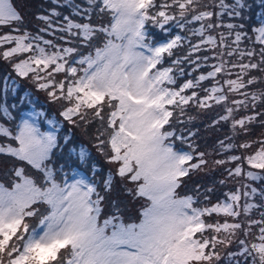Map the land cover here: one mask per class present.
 I'll list each match as a JSON object with an SVG mask.
<instances>
[{
    "label": "snow or ice",
    "instance_id": "1",
    "mask_svg": "<svg viewBox=\"0 0 264 264\" xmlns=\"http://www.w3.org/2000/svg\"><path fill=\"white\" fill-rule=\"evenodd\" d=\"M35 19L33 32L0 0V61L61 119L29 92L13 115L18 85L0 79V264H264V11L247 0H50ZM189 108L228 130L208 187L185 182L211 155L177 129ZM65 122L93 129L102 176L86 146L68 147L71 130L59 135ZM117 177L141 201L127 222L115 200L104 215Z\"/></svg>",
    "mask_w": 264,
    "mask_h": 264
},
{
    "label": "rangeland",
    "instance_id": "2",
    "mask_svg": "<svg viewBox=\"0 0 264 264\" xmlns=\"http://www.w3.org/2000/svg\"><path fill=\"white\" fill-rule=\"evenodd\" d=\"M247 2L250 5H252V11L256 10L257 8L255 7L259 6V0H247ZM14 3L19 8L21 7V10L19 11L24 17L23 27H26L29 30L35 32L37 28L41 26L42 22L37 21L35 19L36 14L33 16V10H32L33 6L32 7L28 6V0H14ZM43 3H44V8L42 9L44 10L50 6V0H44ZM151 31L155 35L160 34L155 29H152ZM175 31H178V29ZM186 68L187 66H185V69ZM8 74H11L12 78L16 80V83L18 85L17 95L13 97L11 93H9L8 103L9 104L17 103L18 109L19 110L21 109L19 114L24 113L29 109V105L27 103L24 104L25 106H27L25 107V109H22V107L19 106V97L21 95H24L25 92H29L31 94V98L34 101L36 109H43L44 111H46L49 118H55L57 120L61 119L58 114L57 105L49 104L46 100L44 93L37 92L35 88L26 79H21L17 77L15 73L11 71V68L7 63L0 61V79H2L5 75ZM18 109L13 112V115L15 114V112L18 111ZM187 116L194 117V119L190 123H186L184 125H178L177 126L178 131L180 128L185 129L184 135H187L188 131L195 132L196 135L192 139L193 142L198 146V150L204 151L206 153H211V155L206 156V159H208L209 161L208 167L202 172L192 173L190 177L185 178V182L189 189L194 188L197 184L201 185L202 187H208L210 185H213L216 181H218L221 178V170L219 169L212 170V161L216 158H219L213 152V148L216 145L217 140L224 138V136L226 135L225 133L227 131L221 130L223 127L213 128L210 126L212 120L215 117L214 111L199 112L194 108H189L187 112ZM0 123H5L6 126H9L7 125V122L4 119H0ZM69 130H71L70 134L72 136V141L68 147H71L72 145H81V144L86 146L91 151L93 159L104 170L102 173H100V175L102 176L104 172H107L110 166L104 162L103 158L96 152L95 148L92 147L93 141L91 137H92L93 129L89 128L87 131H84L83 126H81V128H72L70 125H68L65 122L59 135L63 137L65 134H69ZM260 131L261 130L259 128L255 129L254 135L258 134ZM177 146L178 147L180 146L179 142H177ZM67 153H68V149L65 148L63 155L60 157L61 162H63L68 158ZM2 159L3 158H0V160ZM83 171H87V169H83ZM128 186L131 187V185ZM113 200L117 202L119 209L124 210L125 212L130 211L131 201L134 200L131 196L125 193L124 187L122 186V182L120 181L119 177L116 178L112 191L106 194L105 205L109 206V204H111V201ZM139 202L141 203V201ZM140 203L135 208L138 212H139ZM229 250L236 251L237 249L236 246L234 245ZM221 264H225V262L222 261Z\"/></svg>",
    "mask_w": 264,
    "mask_h": 264
},
{
    "label": "trees",
    "instance_id": "3",
    "mask_svg": "<svg viewBox=\"0 0 264 264\" xmlns=\"http://www.w3.org/2000/svg\"><path fill=\"white\" fill-rule=\"evenodd\" d=\"M44 0H28V6L29 7H32V10H33V16L36 14H38V13H42L43 11H44V9H42V8H44ZM41 7V8H40ZM17 8H18V10H21V7L19 8L18 6H17ZM255 8H257L256 10H254L253 12L255 13V12H258V11H264L263 9H260L259 8V6H257V7H255ZM35 15V16H36ZM254 20H255V17L253 18ZM152 30V29H151ZM156 38L157 39H163L164 37L161 35V34H158V35H156ZM189 69H187L186 68V71H188ZM22 107V109H25V107H27V106H25V105H22L21 106ZM21 110V109H20ZM20 110L18 109V111L17 112H15V114L14 115H17V114H19V112H20ZM221 130H225V131H227L225 134H227L228 133V130H227V128L226 127H223ZM139 201L138 200H132L131 201V204H130V206H131V208H130V211L129 212H125L124 210H120L119 209V211H120V214L124 217V219H125V221L127 222V221H129L130 219H134L135 217H137L138 216V211L135 209L138 205H139ZM116 209L115 208H113L112 207V204H109V206H106L105 205V215H108V214H111L112 212H114Z\"/></svg>",
    "mask_w": 264,
    "mask_h": 264
}]
</instances>
